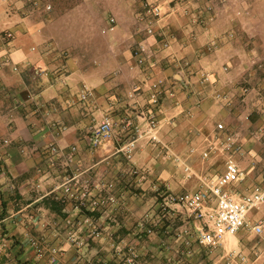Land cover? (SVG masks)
Listing matches in <instances>:
<instances>
[{
  "label": "rangeland",
  "instance_id": "obj_1",
  "mask_svg": "<svg viewBox=\"0 0 264 264\" xmlns=\"http://www.w3.org/2000/svg\"><path fill=\"white\" fill-rule=\"evenodd\" d=\"M53 1L0 0V104L16 112L30 113V125L51 118L49 114L52 111L41 112L43 103L30 96L35 90L16 85L14 78L23 67L14 63L20 62L21 58L18 61L12 59L13 42L20 38L23 40L20 45L29 47L34 55L41 54L43 46L39 44L40 41L29 40L27 37L37 30V33H42L40 26L35 25H39L47 17L50 19L54 11ZM193 1L196 0H138L135 3L131 21L137 26V34L141 40L129 45L134 62H128V68L129 71H134L131 77L137 80L135 76H138L137 82H141V86L132 83L128 86V91L124 89L123 93L129 96L136 109L127 105L129 111L124 118L117 117L115 112L90 115L89 121L82 128L84 138L89 127L103 114H108L113 119L115 129L112 138L100 146L91 148L87 143L88 163L87 160L86 164L73 163L74 154L72 161H57L56 165L58 155L51 158L49 165L52 166H40L34 172L30 171L40 174L45 169H50V173L60 172L63 174L62 183L69 180L70 193L65 194L61 184L59 190L62 191H53L48 195L53 212H45L43 206H40L37 220L40 223L25 224L26 256L19 259H9L6 256L4 259L0 255V264H224L221 256L232 249L240 250L246 255L248 264H264V234L258 237L243 228L235 235L225 236L221 245L204 248L192 236L200 221L185 210H164L162 206V198L165 196L197 189L198 175L208 174L213 177L223 170V154L213 152L208 158L202 156L207 144L205 138L211 135L217 122H222L226 131L236 132L242 144L241 150L234 157L246 175L241 182L232 186V190L243 194L256 184L264 185V142L253 137L254 131L264 126V115L256 101L258 95L264 96V0ZM65 2L61 0L60 4L57 3L61 11L67 6ZM153 4L160 6L159 15L149 12V7ZM47 5L50 6L48 9ZM195 9L199 11L195 12ZM219 13L226 15L231 24L232 31L228 36L232 38V44L236 43L241 47L237 48L240 50L237 54L233 52L236 46H232V58L237 56L244 71L252 73L239 82L234 79L233 105L226 98L225 101L213 97L214 103L223 108L225 115L222 118L210 116L205 121L198 119L197 108L202 99L201 93H205L204 87L210 85L211 79L203 80L201 74H197L199 70L192 69L191 62H163L166 56L164 51L169 50L177 36L173 20L180 22L182 17H187L204 26L213 14ZM109 22L115 26V17L111 16ZM148 27L151 32L147 31ZM115 36L117 37H113ZM149 37L157 39V51L149 45ZM185 38L192 40L194 36L187 35ZM205 44L212 46L214 41ZM137 53L142 57L140 62ZM62 55L65 60L64 52ZM21 62L30 61L23 59ZM15 64L18 70L13 69ZM109 66L111 69L108 75L111 78L123 75L122 70L116 67V62ZM222 66L224 70L227 67L225 63ZM42 71L44 70L39 68L32 70L34 81L44 75ZM245 87L251 90L246 96L242 94ZM153 89L158 97L156 105L148 97L149 91ZM213 90L216 91L215 88ZM130 94L135 96L131 97ZM141 94L144 97L140 102L135 98ZM253 96L254 99L251 98ZM253 101L254 104L247 106V102L250 104ZM168 104L174 114L172 119L176 120L178 118L175 116H181L188 126L186 136L182 140L177 138L172 146H168L160 137L162 123L158 117L163 105ZM132 111L135 112L134 115ZM150 112L154 113L157 121L155 138L146 132L145 127L144 116ZM247 114L251 116V122L247 121ZM133 118L136 121L134 125ZM51 121L63 130L64 123L57 119ZM128 121V127L122 128ZM136 126L140 129L139 137L134 130ZM136 137L135 144L127 146ZM243 138L246 139L245 142ZM107 142L113 145L112 150L115 151L108 157L101 151L102 145ZM52 144L57 145L52 142L47 149ZM20 152L23 153L22 150ZM185 165L189 166L188 170H185ZM65 203L69 207L68 213H58L60 204ZM258 219L264 220V202L249 212L246 224H253ZM107 223L110 226L133 224L129 226L135 229L134 232L132 230L130 239L117 240L111 236L107 239L103 229ZM150 237L158 244L152 241L148 243ZM184 238L189 239L188 244L183 242ZM145 239L147 243L143 241ZM145 245L153 248L147 249ZM7 248L8 242L0 241V253H4ZM255 250L260 253L257 259L253 254Z\"/></svg>",
  "mask_w": 264,
  "mask_h": 264
},
{
  "label": "crops",
  "instance_id": "obj_2",
  "mask_svg": "<svg viewBox=\"0 0 264 264\" xmlns=\"http://www.w3.org/2000/svg\"><path fill=\"white\" fill-rule=\"evenodd\" d=\"M60 1H53L54 11L50 19L47 17L39 25H35L40 26L42 33H37L39 32L37 30L28 34L29 40L40 41L39 44H42L41 54L34 55L29 47L20 45L23 41L20 38L13 42L12 59L18 61L21 58V61L23 59L30 61L14 62L23 67L20 74H16L14 78L16 85L35 90L30 96L43 103L41 112H52L49 114L51 118L30 125L32 119L29 117L30 113L16 112L0 104V138H8L10 142L12 141L11 144L0 149V241L8 242V248L4 249V253H0L4 259L6 256L9 259L26 256L25 224L40 223L37 221L40 206L51 214L53 206L49 204L48 195L53 191H62L59 190L63 180V174L60 172L50 173V169H45L41 174L30 172L31 170L34 172L40 166H52L49 165L52 156L47 146L52 142L60 148L74 145L76 153L73 163L86 164L85 160L88 163L89 157L86 153L87 142L82 136V128L89 121L90 115L115 112L117 117L124 118L129 111L127 105L136 109V105L123 91L125 89L127 92L128 86L132 83L141 84L137 82L139 78L136 74L137 80L131 77L134 71H129L128 68L130 64L128 62H134L129 45L139 43L141 40L137 34V26L131 21L138 0H65L67 6L64 7V11L57 6ZM200 1L196 0L193 3ZM196 11L199 10L195 9ZM111 16L116 19L112 32L106 30L110 25ZM172 23L175 28L177 27L175 30L177 36L175 40L173 39L169 50L164 51L166 56L163 62H178V60L187 64L191 62L192 69L199 70L197 74L207 72L211 83L204 87L205 93L200 92L202 99L197 108L198 119L206 121L210 116L222 118L225 112L221 106L219 108V105L214 103V92L224 95V98L233 105L234 79L239 82L252 73L244 71L245 68L239 63L237 56L234 55L232 58V46H236L233 52L237 54L240 51L237 48L241 47L236 43L232 44V38L228 36L232 31L230 22L226 15L219 13V15L213 14L204 26L187 17H182L180 22L173 20ZM114 35L117 37H113ZM187 35H193L194 38L186 39ZM208 41H214V45H206ZM148 42L155 51L158 50L157 39L149 37ZM62 52L65 60L62 59ZM93 62L97 64L94 65ZM112 62H116V67L122 70V76L116 75L117 77L111 78L108 75L111 69L109 65ZM223 63L227 65L225 70ZM34 68L47 72L34 81L32 75ZM83 85L92 89V97L87 100L79 98V90ZM214 88L216 91L213 90ZM143 97L144 95L141 94L135 99L141 102ZM251 98L254 99V96ZM258 100L257 98L256 101ZM254 103V101L250 104L247 102V106ZM132 113L135 114L133 111ZM173 115L169 104L163 105L162 112L158 114L162 123L160 137L168 146H172L177 138L182 140L188 130L184 119L175 116L178 119L173 120ZM51 119L64 123L63 130L60 126L53 125ZM246 119L251 122V116ZM133 124H136L134 118ZM245 140L243 138V142ZM112 146L109 142L102 145V154L107 157L114 154ZM21 150L23 153L20 152ZM63 160L64 158L59 156L55 164L58 165L57 161L63 163ZM50 168L52 170V167ZM37 185L39 186L36 187ZM60 206L58 213L65 211L68 213L67 203ZM129 225L133 226V224L112 226L108 223L104 224V236L107 239L109 236L117 240L130 239L135 228ZM143 241L147 243V239ZM151 241L158 244L150 237L148 243ZM145 246L147 249L152 247Z\"/></svg>",
  "mask_w": 264,
  "mask_h": 264
},
{
  "label": "built area",
  "instance_id": "obj_3",
  "mask_svg": "<svg viewBox=\"0 0 264 264\" xmlns=\"http://www.w3.org/2000/svg\"><path fill=\"white\" fill-rule=\"evenodd\" d=\"M49 7V5L46 6L47 9ZM149 12L153 15H159L161 13L160 6L158 4L151 5ZM112 21L113 19L111 18ZM113 29L114 26L112 24L107 28V30ZM147 31L151 32V28L148 27ZM136 56L140 62L142 60L141 55L137 53ZM13 69L18 70V66L15 64ZM42 72L45 73L46 71ZM201 76L205 81L209 79V75L206 72H202ZM250 91L249 88L245 87L242 89V94L246 96ZM130 96L132 95L130 94ZM91 97L92 89L83 85L79 90V98L87 100ZM148 97L153 105L157 104L158 97L155 89L149 91ZM214 98L225 100L218 92L215 93ZM257 98L259 99V109L264 115V96L258 95ZM245 117L248 118L249 114ZM144 120L146 132L155 138L157 121L154 113H148L144 116ZM129 123L130 121L126 122L122 128L128 127ZM132 125L134 124L132 123ZM114 129L113 119L108 114H103L89 127L85 139L91 148H96L104 141L112 138ZM134 130L138 133L137 136L139 137L141 135L139 127L136 126ZM253 137L260 138L264 142V126H260L255 130ZM136 141L137 137L133 138L127 146H133ZM205 141L207 144L202 151L203 158H208L213 152L223 154V170L213 177L208 174L198 175V188L195 190L163 197V209H182L190 216L198 219L200 224L196 225L192 236L196 243L204 248H215L221 245L225 236L235 235L243 228H246L258 237H262L264 234V220L258 219L253 224H246V221L249 212L264 202V185L256 184L243 194L232 190V186L241 182L246 175L234 157V154L242 148L238 134L226 131L225 125L222 122H217L211 135L207 136ZM10 143V139L0 138V149L8 146ZM49 152L52 157L59 155L63 156L65 161H72L76 147L73 145L68 148H60L58 145L52 144ZM188 169L189 166L185 165V170ZM68 182L69 180L62 183V190L65 194L70 193ZM183 242L188 244L189 239L184 238ZM253 254L255 255V259L260 256V253L256 250ZM220 259L223 260L224 264H248L247 256L236 249L224 252Z\"/></svg>",
  "mask_w": 264,
  "mask_h": 264
}]
</instances>
